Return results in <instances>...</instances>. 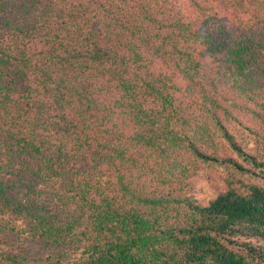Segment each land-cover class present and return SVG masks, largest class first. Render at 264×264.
Returning <instances> with one entry per match:
<instances>
[{"label":"trees","instance_id":"1","mask_svg":"<svg viewBox=\"0 0 264 264\" xmlns=\"http://www.w3.org/2000/svg\"><path fill=\"white\" fill-rule=\"evenodd\" d=\"M259 91L264 0H0V231L36 211L41 264H264V185L181 179L247 170L220 140L264 173L225 125Z\"/></svg>","mask_w":264,"mask_h":264},{"label":"rangeland","instance_id":"2","mask_svg":"<svg viewBox=\"0 0 264 264\" xmlns=\"http://www.w3.org/2000/svg\"><path fill=\"white\" fill-rule=\"evenodd\" d=\"M261 91V89H260ZM259 91V92H260ZM261 96L264 91L251 102L250 109L232 108V118L225 121L228 131L231 133L237 143L240 144L243 151L255 154L258 158H264V111L260 108ZM240 99V97H239ZM239 101V100H238ZM249 103V101L247 102ZM255 109V112H253ZM215 154L220 157H231L247 170H239L235 166L225 163L203 162L200 159L194 160L195 171L186 179L188 184L185 186L187 193L190 194L199 204H206L219 192L224 191L228 185H237L238 182L255 183L264 185V173L259 172L258 168L252 167L238 153L233 150L225 141L216 142ZM7 150L0 144V158L4 159ZM12 178V177H7ZM12 194L15 198L33 199L36 194L25 193L23 187H12ZM27 195V196H25ZM20 219H17V225L21 231H9L2 229L0 231V243L5 246L11 255L16 257L15 264H41L48 253L57 251L55 243H47L41 237L36 226L37 212H32L22 208ZM8 212V208H6ZM25 213V216H24ZM6 217L5 212H0V221ZM25 218L28 219L25 221ZM1 229V228H0ZM253 242L256 239L253 238ZM258 244L260 242H257Z\"/></svg>","mask_w":264,"mask_h":264}]
</instances>
